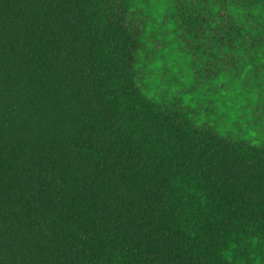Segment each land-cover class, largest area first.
I'll return each instance as SVG.
<instances>
[{
	"label": "trees",
	"instance_id": "16d2710c",
	"mask_svg": "<svg viewBox=\"0 0 264 264\" xmlns=\"http://www.w3.org/2000/svg\"><path fill=\"white\" fill-rule=\"evenodd\" d=\"M181 64L245 133L152 91ZM250 102L264 0H0V264H264Z\"/></svg>",
	"mask_w": 264,
	"mask_h": 264
},
{
	"label": "rangeland",
	"instance_id": "374dc122",
	"mask_svg": "<svg viewBox=\"0 0 264 264\" xmlns=\"http://www.w3.org/2000/svg\"><path fill=\"white\" fill-rule=\"evenodd\" d=\"M155 58V57H154ZM181 70L182 73L178 74V77H181V80L183 81V83L185 85H183V88H178L176 90H172L173 89V85H170V87H168V89H165V86H160L158 88H155L156 86L153 83V80L156 79L157 77V72L159 71L157 68H154L152 70H150V74L152 75L150 81L151 84H149L151 86V88L153 87V92H163L165 94H169V93H174L176 94L178 97L181 96L184 97L186 105L187 106H192L193 109L196 108V100L197 102L202 104V114L200 117V120H198V123H205L208 125H212L214 126L218 131H231V133H235V131L233 130H237L240 127H243L242 133H245L246 131V127H244V125L240 122H236L235 123V129H234V123L233 121L237 120L236 118V114L238 112H241V110H239L236 106H232L230 103V100L233 98L232 94L231 95H225L223 97L228 98L229 101H223V99L221 100L219 95H221V92L219 90H217V87L219 85H224V81H220L218 78L217 79V83H212L211 85H209L210 80L203 78L200 81V84L197 85V87L192 88L189 91H192L194 93L199 92L200 90H202V92L200 91L197 94H187L188 91V82L190 79V75L188 73V71L184 68V65L181 64ZM142 69H141V73H142ZM230 75V78H232L231 74L233 75V73L231 71L227 72ZM256 82L260 83V79H255ZM171 84H174L173 82ZM208 87V89H205V86ZM204 88V89H203ZM219 89V88H218ZM218 93V94H217ZM237 97L236 101L238 104H241L242 102L240 101V99ZM213 102H215L216 104H212ZM263 102V101H262ZM212 104V106H211ZM204 106V107H203ZM239 106V105H237ZM249 107L251 110H253V116L249 115L247 112L244 113V115L242 116L241 119L239 120H244L245 116L246 118H248L250 120V123H254L257 124L259 122H264V105L262 103L259 104H253V103H249ZM223 116L225 117V119L223 120ZM255 121V122H254Z\"/></svg>",
	"mask_w": 264,
	"mask_h": 264
}]
</instances>
